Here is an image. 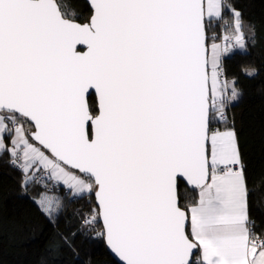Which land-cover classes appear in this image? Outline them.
<instances>
[{
    "label": "snow or ice",
    "instance_id": "1",
    "mask_svg": "<svg viewBox=\"0 0 264 264\" xmlns=\"http://www.w3.org/2000/svg\"><path fill=\"white\" fill-rule=\"evenodd\" d=\"M234 2L88 0L84 16L72 0H0V162L20 172L19 195L43 189L30 198L54 228L67 203L90 205L38 264L65 250L75 264L78 235L121 264H264L229 124L244 91L224 64L259 37ZM180 180L197 194L183 207Z\"/></svg>",
    "mask_w": 264,
    "mask_h": 264
},
{
    "label": "trees",
    "instance_id": "2",
    "mask_svg": "<svg viewBox=\"0 0 264 264\" xmlns=\"http://www.w3.org/2000/svg\"><path fill=\"white\" fill-rule=\"evenodd\" d=\"M234 6L242 11L246 21L255 23L259 40L247 55L237 52L225 58L228 77H238L244 91L243 97L229 111V124L234 120L248 183L254 189L250 198L251 215L258 222H264V0H235ZM72 8L84 16L90 12L86 0H72ZM215 32L217 34L219 28ZM242 65L255 67L258 75L255 78L241 75ZM6 159L7 156L3 157ZM20 175L0 162V264H38L55 232L71 233L80 224L71 213L75 209L87 211L90 208L83 200L66 201L67 212L54 228L30 198L43 189L34 187L28 195H19ZM178 190L187 197L181 198L182 207L194 202L197 194L186 184L180 181ZM58 194L63 195V187ZM75 246L80 253L75 264H118L107 251L103 238L84 239L78 235ZM65 253L60 264H68L71 259V253L67 250Z\"/></svg>",
    "mask_w": 264,
    "mask_h": 264
},
{
    "label": "water",
    "instance_id": "3",
    "mask_svg": "<svg viewBox=\"0 0 264 264\" xmlns=\"http://www.w3.org/2000/svg\"><path fill=\"white\" fill-rule=\"evenodd\" d=\"M86 2H87V4H88V0H86ZM78 47V50H80V51H86V47L85 46H77ZM181 182H183L184 184H186V181H184V180H180ZM179 181V182H180ZM178 182V183H179ZM186 186L188 187V188H190L191 189V186L190 185H187L186 184ZM101 224H102V221H101ZM105 243H106V241H105ZM106 247H107V251L109 252V254L111 255V257L118 263V264H121V262H120V260H119V258L110 250V248L107 246V244H106Z\"/></svg>",
    "mask_w": 264,
    "mask_h": 264
},
{
    "label": "built area",
    "instance_id": "4",
    "mask_svg": "<svg viewBox=\"0 0 264 264\" xmlns=\"http://www.w3.org/2000/svg\"><path fill=\"white\" fill-rule=\"evenodd\" d=\"M217 35H218V36L221 35V31H220V29H219V32L217 33ZM223 43H224V41L221 40V44H223ZM229 119H230V114H229Z\"/></svg>",
    "mask_w": 264,
    "mask_h": 264
},
{
    "label": "rangeland",
    "instance_id": "5",
    "mask_svg": "<svg viewBox=\"0 0 264 264\" xmlns=\"http://www.w3.org/2000/svg\"><path fill=\"white\" fill-rule=\"evenodd\" d=\"M216 42L221 44V40H217ZM58 187L60 188V187H63V186L60 185V186H58Z\"/></svg>",
    "mask_w": 264,
    "mask_h": 264
}]
</instances>
